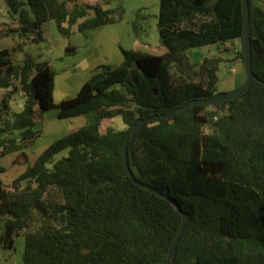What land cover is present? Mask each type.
<instances>
[{
	"label": "trees",
	"instance_id": "1",
	"mask_svg": "<svg viewBox=\"0 0 264 264\" xmlns=\"http://www.w3.org/2000/svg\"><path fill=\"white\" fill-rule=\"evenodd\" d=\"M4 1L10 21L0 38L11 36L16 46L0 47V89L6 90L0 98V248L12 249L22 235V264H167L182 220L178 207L187 222L170 264H264V5L248 0L256 77L250 86L228 101L194 104L146 123L128 144L134 177L168 200L132 182L124 142L136 120L220 92L222 55L194 63L189 50L216 46L221 52L238 40L243 65L241 0H159L156 30L166 52L120 49L116 68L100 66L57 104L48 61L16 62L12 52L26 41H43L46 23L68 38L74 30L121 21L123 9L79 0ZM148 16L137 10L131 22L141 41ZM19 90L24 102L13 112L10 99ZM51 109L59 119L82 116L85 124L5 182L2 158L25 156ZM114 117L125 127L102 132V122ZM205 125L210 132H203Z\"/></svg>",
	"mask_w": 264,
	"mask_h": 264
},
{
	"label": "rangeland",
	"instance_id": "2",
	"mask_svg": "<svg viewBox=\"0 0 264 264\" xmlns=\"http://www.w3.org/2000/svg\"><path fill=\"white\" fill-rule=\"evenodd\" d=\"M79 3L88 5L104 4L103 6L111 8L120 6L123 9V19L95 30L85 32L74 30L68 38L61 36L53 23H46L43 25L44 40L38 43H25L22 49L12 52V59L16 62H22L25 59L33 62L40 60L48 61L51 69L54 71L57 88L61 86L63 77L69 78V85L75 83L74 86H68L69 91H72L71 93L74 94L77 91V83L79 81H85L96 74L100 66L105 65L111 69L116 68L122 61L120 49L134 50L151 55L165 52L164 48L159 47L158 33L156 30V14L158 13L159 0H79ZM256 3L263 6L264 0H256ZM137 10L149 15L146 19V24L143 25L142 41L135 37L131 28L134 12ZM6 15L7 5L4 0H0V19H3ZM221 48H224L221 52L216 46L195 48L193 49L195 51H190V55L194 61H199L200 57L214 55L216 53L226 58L232 56L230 51L226 50L231 49L232 44L227 43L221 46ZM96 60L101 62L96 63ZM94 62L95 65L99 63L100 65L91 67ZM228 68V61L224 60V63L221 64L220 79L225 78ZM220 85L218 84V86ZM22 105V98H20L16 102H13L10 108L13 112H19ZM64 122L65 126L68 124L71 127H76L79 122L85 124V118H67ZM107 127L118 130L123 129L125 125L120 117H114L112 119H105L102 122L101 131L104 132ZM203 132H210L209 125L203 127ZM63 133L62 131L56 136H47V142L63 135ZM65 154L66 151H63L56 157ZM29 163L24 156L18 153L3 157L1 164L6 169L2 174L4 181L7 183L11 182L12 179L17 177L25 169L24 165ZM14 240L15 244L12 249L0 248V261H6L8 264L22 263L23 236L17 235Z\"/></svg>",
	"mask_w": 264,
	"mask_h": 264
},
{
	"label": "crops",
	"instance_id": "3",
	"mask_svg": "<svg viewBox=\"0 0 264 264\" xmlns=\"http://www.w3.org/2000/svg\"><path fill=\"white\" fill-rule=\"evenodd\" d=\"M9 21H10V19H9V17L7 15L4 16L3 19H0V28L1 27H5V24L8 23ZM29 42L30 41H26L25 43H29ZM226 44L227 43H225L224 45H226ZM229 44H232V48L228 49V51H230L232 56L226 58V57H224L222 55L224 60L228 61L229 68L227 69V75L223 79H220V72H219V84H221L220 86H218V90L219 91H229V90H231V89H233V88H235L237 86H240L245 81L244 66L242 65L240 60L238 58H236V53H237V51L239 50V47H240L239 46V41L238 40H234L233 43H229ZM236 45H238V46H236ZM15 46H16L15 38H13L11 36H2L0 38V47L1 48L11 49V48H13ZM159 47L160 48H164V47H161V46H159ZM22 48H23V46H22ZM18 50H20V49H18ZM190 51L192 52V51H195V50L191 49V50L188 51L189 58L192 60V57L190 55ZM165 52H166V49H165ZM153 55H156V54H153ZM157 55H161V54H157ZM201 59H202V57H200L199 61ZM199 61L192 60V62H194V63H198ZM95 62L98 63V62H101V61L96 60ZM95 62H94V64L91 67H93V66L95 67L96 65H98V66L100 65V63L95 65ZM62 79L63 80L61 81V86L59 88H57V84H55V78L53 80V95L52 96H53V102L55 104L59 103L61 100H64V99H66L68 97H71V96H73L75 94V93L72 94L71 93L72 91L70 92L69 88H68V86H74L75 83L69 85V78L63 77ZM87 80H85V81H87ZM85 81H79L77 83V85H76V90L77 91H78L80 86ZM5 91H6L5 89H0V98H1L2 94ZM20 98H22V104H23L24 95H23V92L19 90L18 92L13 94V96L11 97V99H10L11 104L13 102H16ZM78 117H82V116H78ZM72 118H76V117H72ZM65 120H67V118H65V119L57 118L56 110H48V111H46L44 113V120L40 124L37 125V127L39 129H41V131H42L41 134L37 137V139L35 140V142L32 145H30L29 147H27L24 150V153H25L24 157H25V159H27L30 162L29 164H32L34 162L35 158L37 157V155L40 154V152L44 148H46L50 143H52L53 141L61 138L62 136L66 135L67 133H69L71 131H75V130L79 129L80 127H82L84 125L83 123L79 122V124H77L76 127H71L68 124L65 126V122H64ZM62 131L64 132L63 135H61L59 137H56L52 141H48L47 142V140H48L46 138L47 136H50V135L51 136H56L59 132H62ZM14 153L17 154V152H14ZM14 153H11V154H14ZM14 242H15V240H14ZM0 264H8V262L0 261Z\"/></svg>",
	"mask_w": 264,
	"mask_h": 264
},
{
	"label": "water",
	"instance_id": "4",
	"mask_svg": "<svg viewBox=\"0 0 264 264\" xmlns=\"http://www.w3.org/2000/svg\"><path fill=\"white\" fill-rule=\"evenodd\" d=\"M241 7H242V14H243L242 50H243V66H244V71H245V81L240 86H238V87H236L230 91H220V92H217L216 94H214L208 98L189 100V101L181 104L180 106H177V107L169 110L168 112L161 113V114H154V115L148 116L146 118H141V119L136 120L133 123V125L130 127V135H129L128 139L124 142V145L122 148L123 163H124L126 172L128 173V176L130 177V179L132 180V182L135 185H137V186H139V187H141V188H143V189H145V190H147L153 194L162 196V197L170 200V198L168 196L157 191L152 186L138 181L134 177V175H133V173L129 167V164L127 161V147H128L130 140L143 127V125H145L146 123L154 122L156 120L169 118L173 114H175L181 110H184V109H186L189 106L194 105V104L216 105V104L228 101V100L240 95L241 93H243L250 86L251 82L256 78L252 72V67H251L250 14H249L248 0H241ZM177 209L181 213L182 220H181L179 230H178L177 234L175 235L173 242L170 246L167 264H170L173 251H174V249H175V247H176V245H177V243H178V241H179V239H180V237L184 231V228H185L186 222H187V213L182 212L181 209H179L178 207H177Z\"/></svg>",
	"mask_w": 264,
	"mask_h": 264
}]
</instances>
